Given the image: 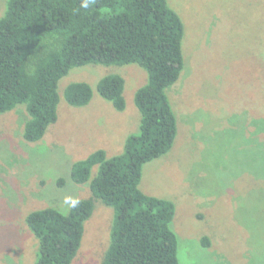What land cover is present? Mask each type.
<instances>
[{
    "label": "rangeland",
    "instance_id": "374dc122",
    "mask_svg": "<svg viewBox=\"0 0 264 264\" xmlns=\"http://www.w3.org/2000/svg\"><path fill=\"white\" fill-rule=\"evenodd\" d=\"M166 3L184 26L183 72L166 91L177 135L168 153L144 164L139 189L174 204L179 264H264V0ZM108 74L125 80L122 113L95 91ZM145 80L135 64L71 69L59 94L83 81L94 91L92 102L74 108L61 96L56 122L35 143L22 138L24 105L0 115V264H34L29 212L66 213L72 201L89 196L88 184L71 181V166L97 149L108 156L122 151L138 129L133 95ZM112 217V209L95 204L71 264H102Z\"/></svg>",
    "mask_w": 264,
    "mask_h": 264
},
{
    "label": "trees",
    "instance_id": "16d2710c",
    "mask_svg": "<svg viewBox=\"0 0 264 264\" xmlns=\"http://www.w3.org/2000/svg\"><path fill=\"white\" fill-rule=\"evenodd\" d=\"M82 2L5 0L0 16V115L25 106L27 143L40 141L56 122L61 96L74 108L91 104L94 91L83 81L59 94L58 83L71 69L135 64L146 74L133 95L138 129L126 136L122 151L108 156L97 149L71 166V181L88 184L89 196L72 201L66 213L48 207L25 216L37 243L34 264H71L97 202L113 214L102 264H179L170 228L174 204L145 195L139 183L144 164L168 153L177 135L166 91L183 72V23L166 0H90L87 8ZM124 88L118 74L95 85L116 113L126 110ZM201 243L210 244L206 237Z\"/></svg>",
    "mask_w": 264,
    "mask_h": 264
},
{
    "label": "clouds",
    "instance_id": "9594fccd",
    "mask_svg": "<svg viewBox=\"0 0 264 264\" xmlns=\"http://www.w3.org/2000/svg\"><path fill=\"white\" fill-rule=\"evenodd\" d=\"M90 0H83L81 3L82 8H87L89 6Z\"/></svg>",
    "mask_w": 264,
    "mask_h": 264
}]
</instances>
